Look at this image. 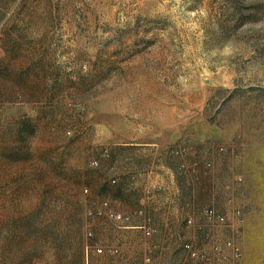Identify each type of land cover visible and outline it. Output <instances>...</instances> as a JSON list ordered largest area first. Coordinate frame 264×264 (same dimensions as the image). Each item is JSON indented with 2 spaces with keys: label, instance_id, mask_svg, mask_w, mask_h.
Here are the masks:
<instances>
[{
  "label": "rangeland",
  "instance_id": "rangeland-1",
  "mask_svg": "<svg viewBox=\"0 0 264 264\" xmlns=\"http://www.w3.org/2000/svg\"><path fill=\"white\" fill-rule=\"evenodd\" d=\"M126 191L264 264V0H0V264H83Z\"/></svg>",
  "mask_w": 264,
  "mask_h": 264
},
{
  "label": "crops",
  "instance_id": "crops-1",
  "mask_svg": "<svg viewBox=\"0 0 264 264\" xmlns=\"http://www.w3.org/2000/svg\"><path fill=\"white\" fill-rule=\"evenodd\" d=\"M126 192L121 195L125 205L117 210L132 214V228L119 229L104 217L98 219L89 244L103 252L88 251V244H83V264H190L182 250L193 238L180 220L184 209L169 204L165 191ZM145 221L152 230L149 237L134 228Z\"/></svg>",
  "mask_w": 264,
  "mask_h": 264
},
{
  "label": "built area",
  "instance_id": "built-area-1",
  "mask_svg": "<svg viewBox=\"0 0 264 264\" xmlns=\"http://www.w3.org/2000/svg\"><path fill=\"white\" fill-rule=\"evenodd\" d=\"M87 191V190H85ZM98 217H104L111 221L117 228L126 229L132 228L133 216L127 212H120L112 209L106 203L102 204L100 209L97 212ZM206 219L210 223L223 224L226 219L223 216L215 214L212 210L206 212ZM189 223V222H188ZM134 228L141 229L144 237H149L152 234V230L147 226L146 221L139 226ZM88 235L91 236V232H88ZM225 248L228 250L227 253H222L221 255H209L206 250H196L192 248L190 245H185L186 253L189 258L198 260L204 264H227L232 261H239L242 257L241 249L233 244L230 241L224 243ZM216 248V247H215ZM214 248V249H215ZM86 249L94 250L96 253H102L103 249L98 246H93L92 244H88ZM219 251V248H216ZM213 260V263H212ZM219 262V263H216Z\"/></svg>",
  "mask_w": 264,
  "mask_h": 264
}]
</instances>
